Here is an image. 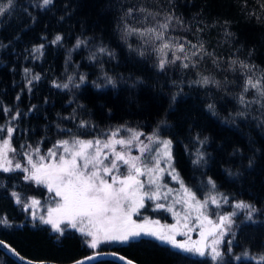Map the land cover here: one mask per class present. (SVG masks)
Returning <instances> with one entry per match:
<instances>
[{
  "label": "trees",
  "instance_id": "16d2710c",
  "mask_svg": "<svg viewBox=\"0 0 264 264\" xmlns=\"http://www.w3.org/2000/svg\"><path fill=\"white\" fill-rule=\"evenodd\" d=\"M40 4L41 0H13L0 14V125L7 126L10 117L20 113L11 121L17 128L12 146L18 150L22 144L40 142L48 148L67 138L57 126L91 135L113 125L158 131L172 141L174 166L196 193L211 178L216 190L230 200L257 208L251 220L237 218L232 254H264V108L240 103L244 77L238 67L243 61L256 66L257 76L264 71V0H53L43 8ZM133 6L159 13L161 19L174 15L182 23L174 22L170 34L203 44L212 55L204 56L195 68L185 69L177 61L161 70L157 54L148 49L139 55L140 38L124 33L122 18ZM56 35L62 40L53 44ZM78 39L87 43L76 47ZM99 47L113 55L90 59ZM105 73L115 80L114 87L106 83ZM81 75L86 77L83 83ZM36 76L39 79H33ZM203 77L217 83H196ZM245 95L252 100V92ZM4 109L10 112L5 115ZM81 120L94 125L95 131L79 128ZM198 151L203 160L193 164ZM13 192L23 198L42 197L44 189L17 174L0 172V217L9 221L8 226L0 224V239L18 253L31 260L67 263L93 252L73 231L60 236L47 226L28 224ZM99 250H114L138 264H213L207 257L184 254L149 237ZM0 264L18 263L0 250ZM91 264L120 263L104 259ZM220 264L257 262L227 259Z\"/></svg>",
  "mask_w": 264,
  "mask_h": 264
},
{
  "label": "snow or ice",
  "instance_id": "6c2138e0",
  "mask_svg": "<svg viewBox=\"0 0 264 264\" xmlns=\"http://www.w3.org/2000/svg\"><path fill=\"white\" fill-rule=\"evenodd\" d=\"M52 2L53 0H41L40 7L51 5ZM12 5L13 0L0 3V14H4ZM122 19H124L125 35L137 36L141 40L139 55H145L148 49L156 53L158 67L161 70L177 61H180L185 69L195 68L204 56L212 55L204 50L203 44L197 46L170 34L174 30V22L182 23L172 14L161 19L159 13L153 14L146 8L133 6L127 9ZM129 19L139 23L129 24ZM61 40L62 37L56 35L52 43L56 44ZM86 43L78 39L76 47ZM40 48H43V45L34 48L33 52H39ZM129 48L136 50L132 49L131 45ZM101 54L110 57L113 55L105 47H99L92 53L90 59L95 60ZM231 64L237 65V61L232 60ZM238 67L243 70L244 77V85L239 96L240 103L246 107L255 103L264 108V71L257 76L256 66L243 61L239 62ZM25 72L27 73L28 70L25 69ZM72 79L71 76L68 78L69 83ZM79 79L83 83L86 77L81 75ZM104 79L107 84L115 86V80L106 73ZM69 83L62 85L54 83V86L67 89ZM196 83L208 85L217 82L203 77ZM95 87L100 88L102 85L95 83ZM249 92L253 93L251 101L245 95ZM208 108L213 109V105H208ZM3 111L7 115L10 109ZM19 115V112L12 115L7 126L0 125V172L9 173L19 170L24 173L25 181L34 182L47 189L50 194L48 201L45 202L47 207L39 215L37 210L42 207L40 200L34 197L25 199L16 192H13L12 196L16 204L30 214L33 221L38 220L40 224L49 226L52 232L60 236L71 230L78 232L84 238L85 245L92 249L93 253L74 261V264L92 262L101 255H111L124 264H133V261L116 252L100 251V245L125 244L144 236L153 237L183 252L195 253L201 257L209 256L213 262L222 261L224 254L220 250V244L223 237L231 232L235 223L233 217L237 215V210H247L245 217L249 220L252 219L253 213L257 212V208L252 204L238 201L232 205L234 209L232 212L214 213L211 206L219 209L220 200L228 203V197L221 196L218 200L213 194L198 199L197 193L185 185L172 165V141L161 138L158 131L145 134L120 125L99 131L93 136L91 133L72 132L57 126L58 131L62 135L66 134L67 138L57 139L46 152L42 151L41 143L38 142L35 145L22 144L23 151L17 153V149L12 146V138L17 128L11 121L17 120ZM239 115L244 113L241 112ZM78 127L82 129L91 127L95 131V126L84 120L80 121ZM133 149L139 152V155H132ZM17 154L23 157V161L16 159ZM202 160L203 154L198 151L193 164H199ZM163 165H167L169 169L166 174L180 185L172 202L167 205L160 201H167L174 190L167 187L166 183H162L166 171ZM207 184L212 189L216 188L211 178ZM162 189L167 190L162 191ZM146 201H152L155 210L164 209L171 212L177 219V224L161 225L159 221L149 220L146 217L142 221L133 219L134 216L140 215V210L145 208ZM176 205H180L181 210H176ZM193 216L195 228L199 229L197 240H192L189 236V233L195 230L189 227ZM213 216L215 219L212 218ZM0 224L8 226L9 221L6 217H0ZM177 236H184L187 239L180 241L176 239ZM0 247L19 257L21 261L25 259L3 240H0ZM229 253H231V241H229ZM242 255L255 260L257 264H264V254L256 257L250 256L246 251ZM235 259L240 260L241 257L235 256ZM27 264L32 262L28 261Z\"/></svg>",
  "mask_w": 264,
  "mask_h": 264
},
{
  "label": "rangeland",
  "instance_id": "374dc122",
  "mask_svg": "<svg viewBox=\"0 0 264 264\" xmlns=\"http://www.w3.org/2000/svg\"><path fill=\"white\" fill-rule=\"evenodd\" d=\"M118 126H120V125H113V126H110V127L105 128V129H103V130H107V129H110V128H115V127H118ZM133 129H135V128H133ZM136 130H138V129H136ZM99 131H102V130H98V132H99ZM138 131H140V130H138ZM140 132H142V131H140ZM154 132H155V131H154ZM154 132H148V133L143 132V133H145V134H152V133H154ZM158 133H159V132H158ZM96 134H97V132L94 133V135H96ZM94 135H93V136H94ZM159 135H160V133H159ZM160 136H161V138H163V139H169V138H167V137L164 136V135H160ZM85 138H91V136H85ZM141 139H144V137H141ZM50 147H51V146H50ZM41 148H42V147H41ZM48 148H49V147H48ZM46 150H47V148H42V151H43V152H46ZM22 151H23V149H18V150H17V153H20V152H22ZM171 152H172V147H171ZM132 155H139V152H137L135 149H133V151H132ZM11 156H12V154L10 153V157H11ZM16 159H17V160H21V161H23V157L20 156L19 154L16 155ZM172 165L174 166V159H173V156H172ZM163 166L165 167L166 171H165V174H164V176H163V181H162V183H166V184H167V187L172 188V189L174 190L173 195H172V196H169V199H168L167 201H164V200H161V201H160V203H164V204L167 205L168 203H171V202H172V199H173V197L175 196L176 192L179 190L180 185H179V183L173 181V180L171 179V177L168 176V175L166 174L167 171L169 170V169L167 168V165H163ZM174 167H175V166H174ZM175 169H176V167H175ZM176 172L179 174V172H178L177 169H176ZM9 173L17 174V176H19V177H21V178L24 177V173L21 172V171H19V170H17V171H13V172H9ZM179 177H180V179H182V177L180 176V174H179ZM23 179H24V178H23ZM144 179H146V178H144ZM182 180H183V179H182ZM183 182H184V180H183ZM33 183H34V182H33ZM184 183H185V182H184ZM34 184H35V183H34ZM185 185H186V184H185ZM38 186H40V187H42V188L44 189V194H43V196H42V197L28 196V197H26L25 199H27V198H29V197H34V198H36V199H38V200L41 201L42 207L39 208V209L37 210V214L39 215V214H40L41 212H43L44 209L47 207V204H46L45 202L48 201L50 194L47 192V189H46L45 187H43L42 185H38ZM186 186H188V185H186ZM188 187H189V186H188ZM191 189H192V188H191ZM166 190H167V189H162V191H166ZM192 190H193V189H192ZM193 191H194V190H193ZM200 192H201L200 194L197 193V197H198V199H204L207 195H213V194H214V195H216L217 199L220 200L221 196H225V195L221 194L219 191H217L216 188H215V189H212L211 186L208 185V184H207L206 188H204V190H203V191L201 190ZM13 199H14V197H13ZM14 202H15V199H14ZM235 202H238V201L230 200V199L228 198V203H224L223 200H220V207H219V209H216L215 206H211V208H212V211H213L214 213L227 214V213H230V212H232V211L234 210L233 207H232V205H233ZM15 203H16V202H15ZM18 206L20 207V210L24 213V217H25L26 221L28 222V224H30V225H38V226H39V225H42V224L39 223L38 220L33 221L32 218H31V216H30V214H29L28 212H25V211L23 210V208H22L20 205H18ZM175 209H176V210H181V206H180V205H176V206H175ZM246 211H247V210H237V215H236L235 217H233L235 223H234V225H233V227H232L231 232L227 233V234L223 237V239H222V242H221V244H220V250H221V252L224 254V255H223V260H222V261L213 262V261L210 259L209 256H204V257L209 258L210 261H211V263H213V264H220L221 262H224V261L227 260V259H235V256H240L241 259H246V260H248V258H245V257H243V256H241V255H233V254H232V244H233V242H234V234H235V231H236L237 218H240V219H246V217H245V212H246ZM253 214H254V213H253ZM145 217L148 218L149 220L159 221L161 225H174V224H177V219L173 216V214H172L171 212L165 211L164 209L155 210V204H154L152 201H146V202H145V208H143V209L140 210V215H139V216H134L133 219H135V220H137V221H142ZM212 218L215 219V216H213ZM44 226H47V225H44ZM181 226H182V225H181ZM47 227H48L49 230L51 231L50 227H49V226H47ZM189 227H193V228H195V224H194V216H193L192 220H191L190 223H189ZM70 231H71V230H70ZM51 232H52V231H51ZM73 232H75V231H73ZM52 233H54V232H52ZM75 233L79 234L78 232H75ZM198 233H199V229H198V228H195V230H193V231H191V232L189 233V236L191 237L192 240H197V239H199V234H198ZM54 234L59 235V234H57V233H54ZM79 235H80V234H79ZM144 237H147V236H144ZM82 238H83V237H82ZM140 238H141V237H140ZM149 238L154 239L153 237H149ZM176 239H177V240H180V241H183V240H185V239H187V238L184 237V236H177ZM83 240H84V238H83ZM154 240H156V239H154ZM156 241L159 242V243H162V242H160V241H158V240H156ZM229 241H231V253H229ZM117 244H121V243H105V244H101V245H100V248H101V247L113 246V245H117ZM162 244H165V243H162ZM165 245H168L169 247L173 248V247H172L171 245H169V244H165ZM89 249H90V248H89ZM173 249L178 250V251H180V252H182V253H184V254H187V255L193 256V257L203 258V257H201V256H199V255H197V254H195V253H187V252H183V251H181V250H179V249H176V248H173ZM90 250L93 251L92 249H90ZM257 257H258V256H257ZM241 259H240V260H241ZM250 260H252V259H250ZM253 261H254V260H253Z\"/></svg>",
  "mask_w": 264,
  "mask_h": 264
},
{
  "label": "water",
  "instance_id": "95a60500",
  "mask_svg": "<svg viewBox=\"0 0 264 264\" xmlns=\"http://www.w3.org/2000/svg\"><path fill=\"white\" fill-rule=\"evenodd\" d=\"M0 240H2V239H0ZM3 241H4V240H3ZM4 242L7 243L6 241H4ZM7 244H8V243H7ZM8 245H10V244H8ZM10 246H11V245H10ZM11 247H12V246H11ZM12 248H13V247H12ZM0 250H1L2 252H4L8 257H10L12 260H14V261H15L16 263H18V264H27L28 261H31L32 264H74V261H76V260H80V259H83L84 257H86V256H88V255H91V254L93 253V252H91V253H89V254H87V255L81 257V258H78V259H76V260H74V261H71V262H67V263H59V262L47 261V260H42V261H39V260H31V259H28V258H26V257H24V256H23V257H24L25 259H24L23 261H21V260L19 259V257L13 255V254L10 253L7 249H5V248H3V247H0ZM100 251L105 252V253L116 252V251H114V250H100ZM116 253H118V252H116ZM19 254H20V253H19ZM118 255H122V254L118 253ZM20 256H22V255L20 254ZM123 256H124V255H123ZM124 257H126V256H124ZM126 258H127V257H126ZM104 259H109V260L116 261L117 263L124 264V262L119 261L118 259H116L115 257H113V256H111V255H101V256L98 257V259L95 260V261H98V260H104ZM127 259L133 261V260L130 259V258H127ZM95 261H92V262H88V261H86L85 264H91V263H93V262H95ZM133 264H138V263L135 262V261H133Z\"/></svg>",
  "mask_w": 264,
  "mask_h": 264
}]
</instances>
